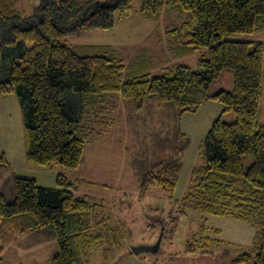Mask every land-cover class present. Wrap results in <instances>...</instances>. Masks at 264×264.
I'll list each match as a JSON object with an SVG mask.
<instances>
[{"label": "trees", "instance_id": "obj_1", "mask_svg": "<svg viewBox=\"0 0 264 264\" xmlns=\"http://www.w3.org/2000/svg\"><path fill=\"white\" fill-rule=\"evenodd\" d=\"M172 5L194 12L195 21H184L171 31L184 54L207 49L198 69L171 64L152 74L157 66L138 56L125 77L128 67L112 45L74 47L61 38L83 29L112 28L135 13L133 0H40L31 14L21 10L19 0H0V100L15 95L19 101L30 164L73 169L81 164L85 145L115 124L120 100L129 105L132 101L129 110L137 111L149 99L171 102L179 117L198 111L207 101L218 102L221 115L199 146L200 161L192 165L190 187L176 199L178 212L195 210L251 224L256 229L251 246L242 247L229 264H264V123L259 121L264 42L233 38L264 29V0H140L137 13L158 20ZM21 46L2 69L6 51ZM80 48L94 53L81 54ZM226 69L233 73V87L210 94V85ZM227 112L235 114L233 122L224 120ZM175 131L179 138L186 137L176 126ZM186 147L187 141L176 148L177 157L163 159L144 174L141 196L150 187L173 196ZM3 170L9 173L6 182L12 191L10 196L0 193L3 244L20 233L49 227L57 241L49 264H84L83 258L92 264L90 257L99 245L105 263L117 262L112 256L125 250L126 233L105 218L93 224L91 214L99 203L76 195L73 181L59 174L56 187H45L34 178L17 176L0 151ZM206 231L204 224L168 259L213 253L210 245L223 241L209 238Z\"/></svg>", "mask_w": 264, "mask_h": 264}, {"label": "rangeland", "instance_id": "obj_2", "mask_svg": "<svg viewBox=\"0 0 264 264\" xmlns=\"http://www.w3.org/2000/svg\"><path fill=\"white\" fill-rule=\"evenodd\" d=\"M39 1L20 0L19 6L24 13L31 14L33 7ZM133 6L136 11L131 17L118 21L108 30L90 28L65 33L61 41L74 47L77 45L85 47L87 45H112L128 67L124 73L125 77L134 70L131 65L138 56L149 59L153 65L157 66L152 74H160L162 72L160 68L171 64H186L195 70L198 69V61L206 54L207 49L203 48L184 54L182 48L177 46L179 44L178 35L171 31L184 21H195L193 10L172 5L165 8L157 20L156 18L149 19L140 12L137 13L140 0H133ZM261 37L250 33H239L233 36L238 40H255ZM24 46L28 47L30 44L24 43ZM23 48L21 46V48L8 49L2 61V69L8 67L14 56ZM78 52L81 54L94 53L88 49ZM232 87L233 73L226 69L222 76L210 85L209 93L213 94L223 89L229 90ZM121 102L122 100L120 104ZM129 103L130 105L122 104L124 116H117L116 125L107 129V136L103 140L85 145L82 162L77 168L53 165L44 170L46 174H36L42 180L40 184H52L54 187L57 186L55 174L56 178L61 174L75 183L76 195H86L91 202L99 203L97 210L91 214L93 224L102 222L103 218L109 225L127 222L130 231L125 236L126 246L124 247L126 249L121 254L112 256L120 261L119 264H135L132 261L138 255L131 253V248L135 245L151 244L157 241L161 227L155 228L154 231L146 227L157 217H163L166 220V231L160 250L156 253L142 252L139 257L164 260L182 251L193 234L199 233L203 223L202 218L192 212L179 214L176 199H180L189 189L192 165L200 161L199 146L207 136L213 121L221 115L223 109L218 102L212 100L203 103L198 111L186 112L179 117L171 102H155L149 99L140 111L134 108L129 110L131 106L134 107L132 101ZM223 118L227 122H233L236 116L233 112H227ZM259 121L264 123V83ZM175 126L185 133V138L177 136ZM186 141L184 166L175 194L171 197L160 188L152 187L145 197H139L144 174L163 159L177 157L176 148L182 147ZM249 161H252V158H249ZM7 174L8 171L0 172V193L8 196L11 188L6 182ZM42 176H45V179L49 178L50 181H44ZM156 189L161 192L162 197L155 195L157 194L154 191ZM167 206L171 217L167 216ZM176 217L179 218L176 220ZM49 229L48 227L42 231L20 233L6 244H3L0 238V264H49L57 250L56 238L51 235ZM225 248H229V251H225ZM210 250L214 253L217 264H229L239 253L230 250L225 243L221 246L211 244ZM102 253L99 245L90 257L91 263H112L113 259L109 260L110 263H105L106 260L102 258ZM85 259L83 258V262L81 260L84 264H86Z\"/></svg>", "mask_w": 264, "mask_h": 264}, {"label": "crops", "instance_id": "obj_3", "mask_svg": "<svg viewBox=\"0 0 264 264\" xmlns=\"http://www.w3.org/2000/svg\"><path fill=\"white\" fill-rule=\"evenodd\" d=\"M149 19H153V18H149ZM256 34L262 36L257 40H261L264 42V29L260 30ZM101 45H110V44H101ZM80 46L83 47L84 45H80ZM80 50H86V49L80 48ZM150 100H155V99H150ZM155 102H157V100H155ZM122 104H124V101H122L120 104V109L118 111L120 112V114H117L118 117H120L121 115L124 116ZM115 125L116 122L112 127H114ZM106 132L102 138L92 142H99L103 140V138L107 136ZM186 149L187 147L185 148V151ZM0 151L5 153L7 159L12 165L14 173L17 176H27L34 178L40 184V181L42 180H40L36 174L39 175L46 174L45 173L46 171L44 170H46L47 167L33 165L27 161L26 153H25L22 112L19 101L15 95L5 96L0 100ZM6 176L8 177L9 173ZM42 177L44 181H50L49 178L45 179V176ZM55 182L57 185L56 174H55ZM89 183H91L90 180ZM99 184L104 185L102 182H99ZM41 185L42 186L44 185L45 187H54L52 184H46V185L41 184ZM154 191L157 192V194H155L157 197L158 196L162 197V194L158 189ZM11 194L12 191L9 192L8 196H10ZM139 197H145V196H141L140 194ZM166 209L168 212L166 211ZM166 209L163 210H165L167 216H169L170 215L169 207L167 206ZM188 212L198 214V216L202 218L203 223L201 224V226L204 224L207 226L206 235L211 239H220L221 241H223V243H225V245L227 244V246L230 247V250L239 252L242 247L251 246L256 232V229L251 224L243 221L234 220L228 217L207 215V214H202L200 212L196 213L197 211L195 212V210H188L186 213ZM153 220H155L156 222L152 221L151 223L147 224L146 227L151 228L153 231L155 228L158 227L164 226L165 228L166 225L165 218L157 217ZM112 226L121 228L122 232L124 233H128L130 231L128 230L129 226L127 222L126 223L118 222L117 224H114ZM130 226L132 227V224ZM125 242H126V237L124 239V246H126ZM217 245L221 246V244H217ZM225 251H229V248H225ZM141 258L143 257H139L138 255L133 259L132 262H134L135 264H217V259L214 253H197L190 255L178 254L175 258L172 259L166 258L161 261L153 260L145 257L143 259ZM119 263L120 261L117 259V264Z\"/></svg>", "mask_w": 264, "mask_h": 264}, {"label": "water", "instance_id": "obj_4", "mask_svg": "<svg viewBox=\"0 0 264 264\" xmlns=\"http://www.w3.org/2000/svg\"><path fill=\"white\" fill-rule=\"evenodd\" d=\"M163 235H164V226L161 227V232L158 236V239L155 243H143V244H139V245H135L131 248L132 252L136 255H139L142 252H158L160 250L161 247V242L163 239ZM111 264H117V262L111 263Z\"/></svg>", "mask_w": 264, "mask_h": 264}]
</instances>
